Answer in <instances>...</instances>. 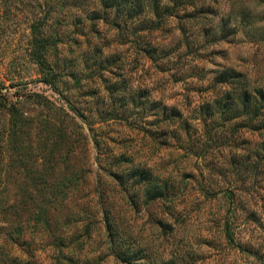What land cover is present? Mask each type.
<instances>
[{"label": "rangeland", "instance_id": "374dc122", "mask_svg": "<svg viewBox=\"0 0 264 264\" xmlns=\"http://www.w3.org/2000/svg\"><path fill=\"white\" fill-rule=\"evenodd\" d=\"M169 6L115 27L98 0L0 5V86L34 122L0 147V264H123L111 248L140 264H264V155L253 156L264 131L227 111L204 117L221 99L218 72L264 88V0ZM37 18L60 41L48 50L54 90L27 58ZM137 91L189 127L129 104ZM49 123L67 138L45 144ZM135 169L166 195L142 199L136 173L125 183Z\"/></svg>", "mask_w": 264, "mask_h": 264}, {"label": "trees", "instance_id": "16d2710c", "mask_svg": "<svg viewBox=\"0 0 264 264\" xmlns=\"http://www.w3.org/2000/svg\"><path fill=\"white\" fill-rule=\"evenodd\" d=\"M196 0H166L163 7H159L158 2L156 0H151V6H154L152 11L150 12L148 9V5L145 4L144 0H98L103 12L105 14H113L114 26L117 27L118 22L124 20H118L120 16L129 17V19L133 20H141L147 22H151L153 18L158 19L160 11L164 10L166 15H171V5H182L191 6L194 4ZM10 0H0V5H7ZM72 8V6H70ZM173 7V6H172ZM103 13V14H104ZM147 13H150V16H147ZM164 15V13L162 12ZM98 15V14H97ZM93 19L99 20V17H95ZM148 19V20H147ZM118 21V22H117ZM41 24H39V23ZM43 18H37L33 20L28 26V52L27 58L28 60L35 66L37 72L40 75V82L49 86L52 90L55 89V84L57 80L56 69L54 64L49 59V49L56 48V45L60 42L58 39V34H48L46 24L43 23ZM126 23V21H125ZM156 29V28H154ZM146 51V50H144ZM149 57V56H147ZM235 77L234 72L232 70H223L218 72L216 75L217 84L221 85L223 90L221 92V99L213 101L211 107L207 106L204 110V117L214 118L222 115L225 111L229 114V122L236 121L237 119H244L247 122L249 128L255 127L252 124H255L258 130L264 131V88L262 86H253L249 83L244 82L241 85H237L233 79H237ZM113 85L112 87H114ZM3 89L0 86V117L3 119L2 123H0V147L5 143L7 137H12L13 139L21 132L23 126L33 125L34 122L27 121V118L23 117L25 111L20 110L17 103L9 100V95L7 91L3 92ZM143 92H134L130 97L129 104L132 102V106H145L143 111L148 109L151 112L150 116L155 117L156 119H163L167 123H175L177 122V127L181 130V128H188L189 123L187 119L183 120L182 115L175 108L167 110L164 106H161L160 103L156 101L142 102L143 98L146 99L145 95L142 96ZM132 100V101H131ZM223 100V106L221 108H216ZM44 106H49L50 108H57L53 102L47 99L41 100ZM148 104L150 105L149 107ZM60 107V106H59ZM218 107V106H217ZM69 108V106L67 107ZM218 109V110H216ZM70 110V109H69ZM71 111V110H70ZM75 111L74 109L72 110ZM74 116L82 119V114H74ZM46 131H43L46 134H50L52 137L48 139L46 137L45 144L49 146L53 145L57 141L65 140V129H61V127H56L54 124H47L43 126ZM65 143H67L65 141ZM248 154V152H247ZM264 155V140H262L261 144L254 150L253 156L255 160H263L259 159L260 155ZM252 156V157H253ZM250 158V157H249ZM247 158V159H249ZM246 159V160H247ZM244 162H238L237 166H242L243 170H247L249 165ZM255 166V165H254ZM256 167V166H255ZM136 173V181L134 185L139 187L142 199L146 201L151 200H159L162 199L167 192V185L163 184L159 178L154 176L148 171H138L137 169L131 170V173L125 178L128 183L129 180L132 179L133 174ZM121 182L125 180L119 179ZM132 182V181H131ZM29 208L34 212L36 208L39 206L37 203L29 202ZM228 228V225L225 224V229ZM19 231V229H18ZM112 245V242H110ZM113 249V253H115V258L119 259L123 264H140L139 261L141 258L130 254L128 251H121ZM160 264H176L172 260H168L165 262H161Z\"/></svg>", "mask_w": 264, "mask_h": 264}]
</instances>
